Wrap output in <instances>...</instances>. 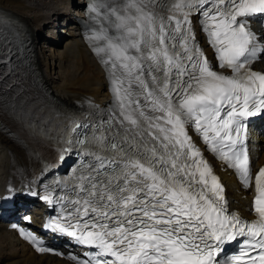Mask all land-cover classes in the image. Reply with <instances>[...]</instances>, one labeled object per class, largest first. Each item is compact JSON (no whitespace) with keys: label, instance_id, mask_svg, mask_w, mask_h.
<instances>
[{"label":"snow or ice","instance_id":"obj_1","mask_svg":"<svg viewBox=\"0 0 264 264\" xmlns=\"http://www.w3.org/2000/svg\"><path fill=\"white\" fill-rule=\"evenodd\" d=\"M86 7L94 14L88 39L109 72L115 107L94 121L55 111L43 121L61 124L65 136L81 129L76 143L90 157L72 184L74 198L47 227L93 249L77 264H264V168L253 178L242 135V120L264 110V73L252 69L264 45L250 28L264 0H93ZM194 14L218 68L230 74L214 70L198 46ZM190 132L245 187L254 181L257 219L228 211ZM21 235L39 252L52 251ZM233 241L229 253L224 246Z\"/></svg>","mask_w":264,"mask_h":264},{"label":"bare ground","instance_id":"obj_2","mask_svg":"<svg viewBox=\"0 0 264 264\" xmlns=\"http://www.w3.org/2000/svg\"><path fill=\"white\" fill-rule=\"evenodd\" d=\"M81 2L82 0H0L2 11L21 19L27 26L26 31L33 32L31 39L35 54V59L22 61L23 78L14 92L7 95L9 104L0 110V186L7 176H13L19 182L27 177L26 171L32 170L29 157L31 150L27 146L32 143L33 149H41L44 134L40 132L39 126L43 125L49 112H58L61 108L86 101V98H95L99 104L110 98L104 79L105 70L99 68V64L84 47L82 31L75 29V26L69 28L68 25L72 19L82 17ZM49 24L54 25V34L69 32L68 41L57 61L58 65L54 67L55 72H50V68L47 70L44 55L49 52L42 51L39 46V41L42 45L45 37L53 36L48 34L51 29L43 34L44 26ZM41 26L43 27L36 32ZM64 27H67L66 31H61ZM37 77L45 82L39 83ZM5 243L8 240L2 234L0 249ZM9 255L13 259L11 264H29L34 260L25 249L18 254L11 251ZM35 264L63 263L38 261Z\"/></svg>","mask_w":264,"mask_h":264},{"label":"rangeland","instance_id":"obj_3","mask_svg":"<svg viewBox=\"0 0 264 264\" xmlns=\"http://www.w3.org/2000/svg\"><path fill=\"white\" fill-rule=\"evenodd\" d=\"M49 21H50V23L52 22V20H49ZM49 21L47 22V24L49 23ZM52 24H53V22H52ZM52 24H50V25H52ZM45 26H46V25H45ZM45 26H44V27H45ZM66 28H67V27L62 28L61 31H62V30H63V31H66ZM49 30H50V29H49ZM67 31H68V29H67ZM46 32H47V31H43V34H46ZM62 33H64V32H61V34H62ZM45 39H48V38H45ZM38 51H39V50H38V48H37V55H38V53H39ZM61 52H62V49L59 51L58 57L60 56V53H61ZM58 59H59V58H58ZM58 59H57V61H58ZM46 61H47V60H46ZM47 68H48L47 70H49V67H48V66H47Z\"/></svg>","mask_w":264,"mask_h":264}]
</instances>
